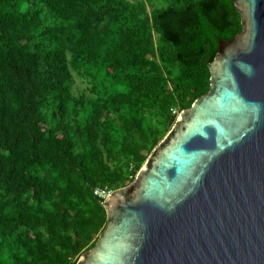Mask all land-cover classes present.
<instances>
[{
    "label": "trees",
    "instance_id": "16d2710c",
    "mask_svg": "<svg viewBox=\"0 0 264 264\" xmlns=\"http://www.w3.org/2000/svg\"><path fill=\"white\" fill-rule=\"evenodd\" d=\"M232 0H0V264H75L209 89Z\"/></svg>",
    "mask_w": 264,
    "mask_h": 264
},
{
    "label": "water",
    "instance_id": "95a60500",
    "mask_svg": "<svg viewBox=\"0 0 264 264\" xmlns=\"http://www.w3.org/2000/svg\"><path fill=\"white\" fill-rule=\"evenodd\" d=\"M209 89L176 116L75 264H264V0H232Z\"/></svg>",
    "mask_w": 264,
    "mask_h": 264
},
{
    "label": "built area",
    "instance_id": "2783aa9c",
    "mask_svg": "<svg viewBox=\"0 0 264 264\" xmlns=\"http://www.w3.org/2000/svg\"><path fill=\"white\" fill-rule=\"evenodd\" d=\"M112 192L113 190L107 187H96L93 190V194L99 197L102 200V203H104V201L112 194Z\"/></svg>",
    "mask_w": 264,
    "mask_h": 264
},
{
    "label": "clouds",
    "instance_id": "9594fccd",
    "mask_svg": "<svg viewBox=\"0 0 264 264\" xmlns=\"http://www.w3.org/2000/svg\"><path fill=\"white\" fill-rule=\"evenodd\" d=\"M114 191V190H113Z\"/></svg>",
    "mask_w": 264,
    "mask_h": 264
}]
</instances>
